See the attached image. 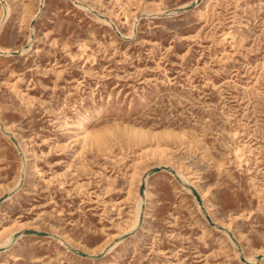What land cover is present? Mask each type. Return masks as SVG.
Instances as JSON below:
<instances>
[{
	"label": "rangeland",
	"instance_id": "1",
	"mask_svg": "<svg viewBox=\"0 0 264 264\" xmlns=\"http://www.w3.org/2000/svg\"><path fill=\"white\" fill-rule=\"evenodd\" d=\"M194 1L0 0V264H264V0Z\"/></svg>",
	"mask_w": 264,
	"mask_h": 264
},
{
	"label": "water",
	"instance_id": "2",
	"mask_svg": "<svg viewBox=\"0 0 264 264\" xmlns=\"http://www.w3.org/2000/svg\"><path fill=\"white\" fill-rule=\"evenodd\" d=\"M198 1H199V3H201V0H198ZM196 7H197L196 3H193V4H191L190 6H187V7H185V8L180 9V11H182V12H183V11H190V10L196 8ZM13 54H19V53H18V52H14ZM157 170H158V169H157ZM144 189H145V181H142V186H141V196H142V197H144ZM192 191L194 192V194H195L197 200L199 201V203H200V205H201V199H200L199 195H198L197 192L194 190V188H192ZM7 198H8V196L5 195V196H3V197L0 199V206H1V204H2ZM207 218H208V220L213 224V222L210 220V218H209L208 216H207Z\"/></svg>",
	"mask_w": 264,
	"mask_h": 264
},
{
	"label": "bare ground",
	"instance_id": "3",
	"mask_svg": "<svg viewBox=\"0 0 264 264\" xmlns=\"http://www.w3.org/2000/svg\"><path fill=\"white\" fill-rule=\"evenodd\" d=\"M198 2L199 1H197V0H195L193 3H196V5L198 6ZM202 4V3H201ZM5 7H3V9H4ZM31 33H34V28H32L31 29ZM31 38V37H30ZM82 49V48H81ZM0 53H5V54H9L8 53V50L7 51H5L2 47H0ZM2 124V123H1ZM4 125V124H3ZM83 128H85V126H81V128L80 129H83ZM78 132V131H77ZM77 139V138H76ZM79 140V139H78ZM86 142V141H85ZM141 201H142V199H140L139 200V202H137L138 203V209H137V219H138V213H139V211H140V203H141ZM136 214V213H135ZM4 231V230H3Z\"/></svg>",
	"mask_w": 264,
	"mask_h": 264
}]
</instances>
